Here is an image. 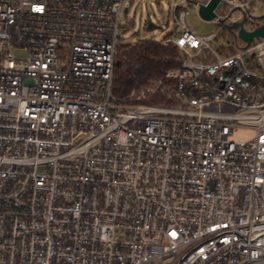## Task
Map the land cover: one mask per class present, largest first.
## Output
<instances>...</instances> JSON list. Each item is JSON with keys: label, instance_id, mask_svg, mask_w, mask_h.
I'll return each mask as SVG.
<instances>
[{"label": "built area", "instance_id": "built-area-1", "mask_svg": "<svg viewBox=\"0 0 264 264\" xmlns=\"http://www.w3.org/2000/svg\"><path fill=\"white\" fill-rule=\"evenodd\" d=\"M168 1L179 68L117 97L126 0H0V264H264V37Z\"/></svg>", "mask_w": 264, "mask_h": 264}, {"label": "rangeland", "instance_id": "rangeland-1", "mask_svg": "<svg viewBox=\"0 0 264 264\" xmlns=\"http://www.w3.org/2000/svg\"><path fill=\"white\" fill-rule=\"evenodd\" d=\"M208 0H185L183 3L187 4L186 10L189 16L186 19V26L191 31H196L198 35L208 36L215 32L218 39L212 45L215 50L222 54V46H227L232 43V37L225 26L217 24L214 20L204 21L198 9L193 3H205ZM172 5L168 0H126L124 7V15L122 18V25L125 31L121 33V42L127 44H136L140 41H149L161 43L164 39L175 36L180 32L175 26L173 15L171 11ZM251 9L252 18L259 19L264 17V3H255ZM219 12L222 18L229 15L232 11L229 5H225ZM241 14L235 11L231 14L228 22L240 21ZM246 28L253 27L252 22H247ZM147 27L148 30H147ZM238 31V29H235ZM220 49V50H219ZM252 130H239L233 135L232 139L237 142L249 140L255 136Z\"/></svg>", "mask_w": 264, "mask_h": 264}, {"label": "trees", "instance_id": "trees-1", "mask_svg": "<svg viewBox=\"0 0 264 264\" xmlns=\"http://www.w3.org/2000/svg\"><path fill=\"white\" fill-rule=\"evenodd\" d=\"M176 54L177 50L174 46H163L152 40L140 41L133 45L120 42L113 81L115 96L124 97L130 94L136 81L147 83L163 77L168 70L178 69V63L171 59ZM142 103L165 105L155 99Z\"/></svg>", "mask_w": 264, "mask_h": 264}, {"label": "water", "instance_id": "water-1", "mask_svg": "<svg viewBox=\"0 0 264 264\" xmlns=\"http://www.w3.org/2000/svg\"><path fill=\"white\" fill-rule=\"evenodd\" d=\"M218 4H219V0H211L207 6H200L199 12L201 18L207 22L215 19L216 15L214 13L215 11L214 9L217 7ZM226 22H227V18L224 19L221 23L226 27V29L230 33L231 30L239 29V35H238L239 38L245 40L247 43H251L256 37H264V26L256 29L252 33H248L244 29V24H243L244 22L232 24V26L230 24H226Z\"/></svg>", "mask_w": 264, "mask_h": 264}, {"label": "bare ground", "instance_id": "bare-ground-1", "mask_svg": "<svg viewBox=\"0 0 264 264\" xmlns=\"http://www.w3.org/2000/svg\"><path fill=\"white\" fill-rule=\"evenodd\" d=\"M226 24H230L229 22H228V20H227V22H226ZM161 44H162V42H161ZM164 46V45H163ZM165 46H168V45H165ZM173 46V45H172ZM177 55V54H176ZM175 56V55H174ZM173 57V56H172ZM133 88V87H132Z\"/></svg>", "mask_w": 264, "mask_h": 264}]
</instances>
